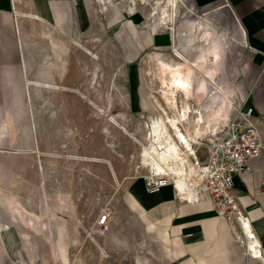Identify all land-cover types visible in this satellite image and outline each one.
I'll list each match as a JSON object with an SVG mask.
<instances>
[{
	"label": "crops",
	"instance_id": "obj_1",
	"mask_svg": "<svg viewBox=\"0 0 264 264\" xmlns=\"http://www.w3.org/2000/svg\"><path fill=\"white\" fill-rule=\"evenodd\" d=\"M24 2L0 0V243L10 264H86L75 253L83 245V232H87L78 222V202L59 186L72 177L54 175L60 161L69 166L68 162L77 160L83 167L84 160H90L85 147L82 154L69 155L76 146L80 148L78 142L74 145V138L84 136V129L69 126V119L77 117L76 110L62 105L54 112H44L54 119L57 141L54 156L47 154L42 106L70 103L69 95L54 98V91L71 89L67 84L73 68L69 42L77 30L90 29L98 16L90 14L87 0H31L29 9L21 7ZM192 3L200 8L215 4L226 8L241 30L244 44L238 72L232 80L227 75L221 77L220 66H215L221 49L208 34L199 38L204 43L201 51H179V57L184 59L178 57V61L201 64L192 68L196 73L187 93L183 97L179 94V106L185 111L179 130L188 148L203 157L205 150L199 136L225 120L236 100L254 107L264 129V0ZM135 12H122L111 21L126 55L134 57L139 49L168 53L173 45L171 30L145 24ZM163 55L173 58L172 53ZM129 87L126 105L131 116L158 114L157 103L173 115L163 95H158L160 84L156 91L154 83L138 79L132 80ZM247 164L250 170L233 177L247 217L245 224L219 216L207 200L179 199L171 186L148 193L142 178L131 179L128 194L133 200L136 224L132 226L130 243L137 245L144 264H264V191L260 188L264 154ZM177 186L179 191L187 190L185 183L180 188L177 181ZM247 226L254 238L247 236ZM257 249L260 256L256 255Z\"/></svg>",
	"mask_w": 264,
	"mask_h": 264
},
{
	"label": "rangeland",
	"instance_id": "obj_2",
	"mask_svg": "<svg viewBox=\"0 0 264 264\" xmlns=\"http://www.w3.org/2000/svg\"><path fill=\"white\" fill-rule=\"evenodd\" d=\"M30 1L25 0L21 7L29 9L32 4ZM87 2L90 14L99 18L91 23L87 31L77 30L70 40L72 44L69 42L73 68L69 72L67 84L71 89L67 92L54 91V98L58 99L59 95L65 94L69 95L71 101L68 104L52 103L42 106V125L46 131L43 146L48 150L47 154L54 156V144L57 143L54 140V119H49V113L44 112H54V108L62 105L70 111L76 110L77 117L69 119V126L84 129L85 135L74 138V145L77 142L81 145L80 148L76 146L75 152L70 151L69 155L82 154L85 147L84 152L90 154V160L85 159L83 167L80 166L82 162L77 160L68 162L69 166L65 161H60L58 171L54 167V175L72 177L59 186L74 195L80 210L78 222L87 230L86 235L83 232V245L75 253L86 264H144L137 245L131 246L130 243L136 213L131 205L133 200L128 194V186L131 179L142 178L149 171L142 159L143 148L149 142L148 126L157 112L151 117L146 115L136 118L130 115L126 105L130 83L138 79L140 82L148 81L154 83L156 91H159L160 78L167 77V74L163 76L158 61L164 59L176 64L181 62L178 61L179 51L184 52L185 48L189 49L187 52L192 49L201 51L204 43L199 38L205 34L221 49L219 62L215 66H220L221 77L227 75L226 78L230 80L238 72L244 48L243 35L228 15V10L221 8L220 4L200 8L192 0L175 1L176 6H171L168 0ZM164 9L172 14V21L163 14ZM125 11H137L136 17L140 21L144 20L145 24L168 27L173 36L171 50L166 53L161 50L139 49L134 57L127 56L122 47L123 42L116 36L111 23ZM193 26L200 29L194 31ZM64 44L67 41L64 40ZM164 53H172L173 58L163 55ZM215 89L216 87L211 90ZM158 93L165 99L161 91ZM81 97L84 102L79 100ZM80 178L83 179L78 180ZM105 207L112 214L106 227H101L95 223L98 214ZM7 254L0 243V264H10Z\"/></svg>",
	"mask_w": 264,
	"mask_h": 264
},
{
	"label": "built area",
	"instance_id": "obj_3",
	"mask_svg": "<svg viewBox=\"0 0 264 264\" xmlns=\"http://www.w3.org/2000/svg\"><path fill=\"white\" fill-rule=\"evenodd\" d=\"M260 119L255 115L253 106H246L245 101L240 99L234 101L229 116L199 136L200 145L205 150L203 157L175 137L183 148L181 163L183 172L187 174L181 175V179L187 192L179 191L176 185L178 174L168 168L161 173L148 171L142 176L146 191L155 193L162 187L171 186L179 199L187 202L207 200L224 219L236 222H241L242 218L246 220L233 177L250 170L247 162L264 154V129ZM261 184L260 188L264 191V175ZM111 214L112 211L105 207L98 214L95 224L106 227ZM250 238H254L253 233ZM256 255L260 256L259 249Z\"/></svg>",
	"mask_w": 264,
	"mask_h": 264
},
{
	"label": "bare ground",
	"instance_id": "obj_4",
	"mask_svg": "<svg viewBox=\"0 0 264 264\" xmlns=\"http://www.w3.org/2000/svg\"><path fill=\"white\" fill-rule=\"evenodd\" d=\"M168 1L171 6H176L175 1L178 0ZM163 14L170 17V20L172 19V14H168V9H164ZM181 59H184V57ZM158 63L164 73L163 76L165 73L167 74V77L164 76L160 78L161 92L165 95L168 109L172 108L174 112L173 115H169L167 109L160 103H157L158 114L151 118V125L148 126L149 142L143 148L142 159L147 164L149 171L161 173L168 168L173 173L178 174L177 181H179L180 188H182L184 182L181 179V175L187 173L183 172V165L181 163V152L183 148L180 147L175 137H178L179 142H185L187 147H189V144L179 130V124L183 123L185 111L184 108L179 106L180 97L178 94L182 97L183 94L187 93L186 91L190 85L192 73L195 72L193 69L195 70L194 67H201V64L195 61L186 64H182L181 62L174 64L172 61H166L164 59H160ZM208 75H210V73ZM239 223L245 224V219L242 218ZM245 229L247 231V236L251 235L249 227L247 226ZM240 241L244 243V240Z\"/></svg>",
	"mask_w": 264,
	"mask_h": 264
}]
</instances>
